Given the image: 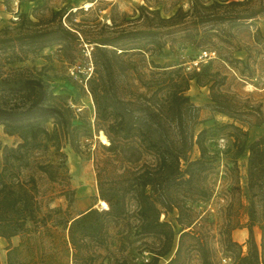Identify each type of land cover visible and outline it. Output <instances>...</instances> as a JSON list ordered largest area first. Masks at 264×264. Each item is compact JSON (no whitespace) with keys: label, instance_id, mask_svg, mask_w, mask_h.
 I'll use <instances>...</instances> for the list:
<instances>
[{"label":"trees","instance_id":"trees-1","mask_svg":"<svg viewBox=\"0 0 264 264\" xmlns=\"http://www.w3.org/2000/svg\"><path fill=\"white\" fill-rule=\"evenodd\" d=\"M248 2L192 0L187 9L180 5L167 17L155 6L140 5L134 19L143 22L129 28L117 22L113 8L108 16L112 29L103 33L102 26L89 37L79 22L64 24L71 21V7L37 20L22 9L15 12L16 19L21 16L19 24L0 33V51L7 55L4 65L52 46L62 64L74 65L81 59L82 45L92 44V70L85 84L94 105L93 129L102 132L108 144H102L103 156L95 158L97 198L105 207L91 205L65 218L58 216L60 207L42 210L37 180L24 174L32 165L31 152L53 147L60 154L64 144L77 149L79 131L89 122H73L74 109L65 101L66 94L53 91L46 64L0 73V126L17 137L12 145L0 142V237L6 241V264H97L99 257L98 264H188L190 252L201 264H213L215 251L202 231L208 210H196L192 204L214 196L225 200L227 208L237 202L247 215L244 224L229 219L219 228L224 250L233 252L232 264H264V217L257 211L258 202L264 204V136L248 141L243 127L264 123V111L228 88L242 87L251 78L250 54L218 55L191 69L186 62L194 56H175L179 48L208 50L216 43L213 37L230 43L232 27L253 23L264 14V1L255 8ZM42 3L36 0L32 8ZM14 28L17 31H10ZM256 31L262 35L258 27ZM253 39L259 41L258 36ZM161 55L169 60L161 64L153 59ZM43 57L51 60L49 54ZM215 59L221 62L212 70ZM191 80L208 86L212 110L232 119L223 125L233 129L223 160L208 151L210 129L195 130L199 107L187 95ZM194 147L198 155L192 157ZM245 155L241 183L238 159ZM35 167L51 181L67 185L65 159ZM72 193L61 192L67 195V206ZM169 213H175L174 223L167 219ZM255 225L261 231L260 244ZM236 228L247 229L245 253L232 237ZM17 235L20 241L14 245L11 238ZM185 238L191 242L185 244ZM24 251L28 258L21 257ZM144 252L147 260L142 259Z\"/></svg>","mask_w":264,"mask_h":264},{"label":"rangeland","instance_id":"rangeland-1","mask_svg":"<svg viewBox=\"0 0 264 264\" xmlns=\"http://www.w3.org/2000/svg\"><path fill=\"white\" fill-rule=\"evenodd\" d=\"M19 1L18 0V4ZM43 3L37 8H31L29 13L32 15L30 18L32 20H37L36 18H47L50 16L51 11H56L60 7H65L73 10L71 15V21L65 20L64 24L73 25L74 22L80 23V28L84 30L87 36H94L95 32H98L102 26H105L103 33H107L112 28H110V20L108 16L114 8V17L121 26L125 28L134 27L141 24L143 21L135 20L134 16L139 12L138 6L146 5L159 8L160 14L163 17L171 15L178 6H182L183 9H187L190 6L192 0H95L90 7H86L90 0H40ZM264 0H249L248 6L251 8L257 7L260 2ZM16 0H0V33L3 28H13L18 25L21 16L18 19H14L15 10L19 11L15 5ZM82 8L75 11L77 8ZM17 8V9H16ZM23 10V8H22ZM62 23L64 17H62ZM253 23H247L243 26L232 27L231 28V38L230 43H222L217 37H213L216 42L214 47H209L208 50H194L190 47L179 48L177 55L179 60H187L188 56H194L196 59L188 61L187 69H191L192 66L200 59L207 58L211 54L216 56H222L226 58H241L245 57L247 53L250 54V60L252 61L251 78L244 83L242 87L232 85L228 87L232 91H239L242 100H246L249 104L254 106L258 105L262 111H264V14L258 16ZM261 31V36L257 34L256 28ZM14 32L17 29H11ZM8 34V32L6 33ZM258 36L259 41H255L253 38ZM92 44L86 43L82 45L80 51L81 59L77 60L74 65L62 64L58 60L56 47H47L40 51L38 55L30 57L24 61H16L13 63L5 64L4 61L7 60L6 52L0 51V73H6L9 71L8 68H18V67H28L32 68L35 66L40 68L42 65H47L45 69V74L50 80V86L53 88L55 93L66 94L67 97L65 101L68 102L74 109L76 115L73 120L74 123H81L84 120L88 121L89 124L85 125L79 132V143L78 148L75 149L69 144H64L59 153L54 151L53 147H49L48 150L40 149L31 152V163L30 168L24 170V174H32L38 184L39 188V199L42 201V210H47V208H61V213L58 216L63 218L67 216H74L80 211L85 210L89 206L102 207L104 208V202L98 200L97 191V181H96V171H95V158L103 156L105 152L102 144L103 142L99 139V134H97L93 129L94 121V105L89 94L85 79L90 74L92 70L91 54ZM165 52L168 51L167 48L164 49ZM203 52L207 53L204 57ZM51 55V60L46 59L43 55ZM78 55V54H77ZM214 57V58H215ZM156 62L161 64L166 63L169 58L165 55L153 56ZM221 61L215 59L212 66V70L216 69L217 64ZM3 64V65H2ZM50 66V67H49ZM250 70V71H251ZM81 72V73H80ZM247 72V71H246ZM68 76H72L76 84L73 83ZM254 83L257 85L255 86ZM187 95L189 96L191 102L199 107V120L200 122L195 126V130L198 131L201 128H209V132L206 138V146L210 153H216L219 155V159L223 160L225 157V151L230 147V143L233 137L230 135L233 129L231 127L223 126L227 122H231L232 119L225 115L217 113L211 108V100L209 96L208 86L192 85L187 90ZM236 124H241L236 122ZM88 125L90 127H88ZM248 130V141H252L260 136H264V123L259 126L252 125L247 127L243 126ZM47 128L49 131L52 130V122L47 123ZM87 132L91 134L92 137H88ZM17 141L16 136H9L3 132L2 126H0V142L2 144L12 145ZM198 155V150L194 147L191 156L195 157ZM65 159V164L67 167V180L66 186L64 183H58L57 181H51L47 174L36 169V163H50V162H60V160ZM246 160L247 156H242L238 159V166L240 170V181L244 182L246 173ZM71 190L73 193V201L71 205L67 206L68 199L67 195L61 194L63 190ZM70 192V191H69ZM70 195V194H69ZM193 208L196 210L206 211L208 210V218L202 220V231L208 235L211 245L214 248L215 254L212 259L213 264H232L233 262V252L225 251L223 245L221 244L222 235L220 234L219 228L227 220H238L240 223L244 224L247 221V215L244 210L237 207V202H235L231 208L226 207V202L222 198L214 196L212 199L206 202H195L192 204ZM257 211L259 215L264 217V204L258 202ZM203 212V213H204ZM175 213H169L167 219L172 223L174 220ZM163 217V216H161ZM241 232H245V235H240ZM254 236L256 242L260 244L261 231L257 225L254 226ZM232 237L242 244V252L245 253L247 250L246 238L247 230L246 228H236L232 231ZM178 236L176 237L177 240ZM150 240V239H149ZM20 241V236H13L11 238L12 244L16 245ZM191 242L189 238H185V244ZM6 241H2L0 244V258L5 264V250L4 246ZM176 243L174 245V248ZM174 248L171 254L174 252ZM102 255L106 252L98 250ZM170 254V255H171ZM148 252H144L142 259L147 260ZM169 255V256H170ZM169 256L164 257L161 261H165ZM22 258H28V251H24L21 254ZM101 261L99 257L96 261L98 264ZM106 262V260L104 261ZM79 264V263H78ZM188 264H201L198 255L195 252H190L188 256Z\"/></svg>","mask_w":264,"mask_h":264},{"label":"crops","instance_id":"crops-1","mask_svg":"<svg viewBox=\"0 0 264 264\" xmlns=\"http://www.w3.org/2000/svg\"><path fill=\"white\" fill-rule=\"evenodd\" d=\"M35 1L36 0H24L22 2V4L20 5V9L23 8V11L29 12V10L35 5ZM193 84L196 85L195 81L194 80H191L190 86H192ZM240 235L244 236L245 235V232H241ZM2 241H5V240L2 237H0V244L2 243ZM1 263L3 264L2 260H1ZM5 264H6V262H5Z\"/></svg>","mask_w":264,"mask_h":264},{"label":"bare ground","instance_id":"bare-ground-1","mask_svg":"<svg viewBox=\"0 0 264 264\" xmlns=\"http://www.w3.org/2000/svg\"><path fill=\"white\" fill-rule=\"evenodd\" d=\"M92 4H93V2H88L86 7H90ZM214 57H215V54H211L207 58H203V59L214 58ZM99 139L101 142L108 144V139L106 138V136L102 132L99 133Z\"/></svg>","mask_w":264,"mask_h":264},{"label":"built area","instance_id":"built-area-1","mask_svg":"<svg viewBox=\"0 0 264 264\" xmlns=\"http://www.w3.org/2000/svg\"><path fill=\"white\" fill-rule=\"evenodd\" d=\"M15 5H16V7H17V5H18V0H16V2H15ZM17 9V8H16ZM15 12H16V10H15ZM14 19H16L17 17L15 16V17H13ZM85 45V47H86V44H84ZM203 55H204V57H206L207 56V53L206 52H203Z\"/></svg>","mask_w":264,"mask_h":264}]
</instances>
